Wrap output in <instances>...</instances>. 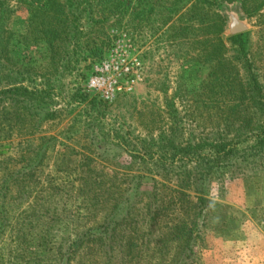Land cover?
Returning <instances> with one entry per match:
<instances>
[{
	"label": "rangeland",
	"instance_id": "rangeland-1",
	"mask_svg": "<svg viewBox=\"0 0 264 264\" xmlns=\"http://www.w3.org/2000/svg\"><path fill=\"white\" fill-rule=\"evenodd\" d=\"M5 5L1 74L22 71L42 93L0 96V264H177L189 230L186 264H264V220L247 201L264 176L206 181L198 220L190 164L232 138L239 116L259 120L247 60L264 99V0H96L81 6L96 18L64 16L66 38L47 0ZM231 13L250 25L242 44L228 38ZM118 43L138 54L143 78L109 101L88 84Z\"/></svg>",
	"mask_w": 264,
	"mask_h": 264
},
{
	"label": "trees",
	"instance_id": "trees-1",
	"mask_svg": "<svg viewBox=\"0 0 264 264\" xmlns=\"http://www.w3.org/2000/svg\"><path fill=\"white\" fill-rule=\"evenodd\" d=\"M6 0H0V78L8 79L10 82L6 84H2L0 90V96L5 97H14V99L22 101H26L28 98L32 99L35 103H37L38 99L40 98V94L42 93L37 87L32 88V91L29 90L28 86L25 85V80L23 78L22 71H17L16 73H3L1 74V68H5L7 71L5 60V49L9 41L12 39L11 33L8 31L7 22L11 17L14 10H11L8 5H5ZM25 1V0H20ZM60 0H47L49 7V14L53 17L54 21L50 22L53 23V27L55 22L58 21L61 26L60 33L62 38H66L65 36L69 35L72 32V27L70 22L73 20H69L64 16H74L77 19H80L83 15L87 18H93V11H89L87 14L86 8H81L83 5H90L91 1L96 0H70V5L65 3L60 4ZM35 15H40L41 10L35 9ZM86 14V15H85ZM96 18V14H94ZM74 36L76 34H73ZM72 36V34L70 35ZM230 41L238 42L242 44V34L233 35L228 37ZM15 39V36H13ZM247 60V59H246ZM248 67L250 69V82L249 87H251V91H256L258 93L252 94L250 100L252 101L251 105L255 108L256 111H253L254 116L258 115L259 120L254 121L252 126H248L247 124L249 121H252L253 117L247 114L243 116H239L234 122H231V127L235 129L236 134L232 138H227L222 134L219 136L218 139L213 140L212 144L206 143L209 146V152L206 154H198L196 158L193 159L190 164H193V171H192V184L197 185L196 188H193L195 193L199 196L196 200V205L198 209L197 218L198 220L201 217L202 212L207 210V204L209 203L208 198L205 195L203 190V184L206 181H214L217 179L218 174L220 173H229L230 172V179H237V178H244V179H254L253 184L258 183L260 180L259 177H262V173H264V99L262 95V89L260 83L257 80L256 74L252 71L253 66L250 61L247 60ZM256 96H259L255 98ZM86 99V97H85ZM83 99L82 101H84ZM263 118V119H261ZM231 134V133H229ZM233 134V133H232ZM199 146H204V144H198L193 146L198 150ZM154 160V155L150 156ZM194 157V156H193ZM165 167V166H164ZM258 180V181H257ZM257 181V182H255ZM254 184V185H255ZM139 186V183H134V190ZM253 190V195L251 197L248 196V209L251 211V215L254 220L260 222L264 220V201L261 199L262 191L264 190V186L257 185ZM247 193L250 194V189H247ZM263 219V220H262ZM107 225H101L98 227L106 228ZM93 230H96L94 228ZM188 234V242L187 247L184 250L183 256L179 257L177 264H186L187 261H190V255L187 254L190 251L189 245L190 242L193 240L194 235L191 233ZM93 232V231H91ZM101 231L96 230V233L99 234ZM90 233V232H89ZM103 233V232H102ZM98 239L105 244V241L111 242L108 238H105L100 233ZM117 253H120L121 249L119 244L116 245ZM76 258V257H75ZM69 260H72V257H69ZM112 259H107L101 256L98 261L100 264H113L111 262ZM68 263V262H65Z\"/></svg>",
	"mask_w": 264,
	"mask_h": 264
},
{
	"label": "built area",
	"instance_id": "built-area-1",
	"mask_svg": "<svg viewBox=\"0 0 264 264\" xmlns=\"http://www.w3.org/2000/svg\"><path fill=\"white\" fill-rule=\"evenodd\" d=\"M120 43L110 48L109 57L96 68L99 76L88 84L109 101L119 93L131 92L143 78V65L138 54L128 44Z\"/></svg>",
	"mask_w": 264,
	"mask_h": 264
},
{
	"label": "water",
	"instance_id": "water-1",
	"mask_svg": "<svg viewBox=\"0 0 264 264\" xmlns=\"http://www.w3.org/2000/svg\"><path fill=\"white\" fill-rule=\"evenodd\" d=\"M249 28L250 25L245 20H242L238 14H229V22L227 27V34L229 36L243 33L248 31Z\"/></svg>",
	"mask_w": 264,
	"mask_h": 264
},
{
	"label": "crops",
	"instance_id": "crops-1",
	"mask_svg": "<svg viewBox=\"0 0 264 264\" xmlns=\"http://www.w3.org/2000/svg\"><path fill=\"white\" fill-rule=\"evenodd\" d=\"M246 32V31H245ZM244 33V32H243ZM240 34H242V33H240ZM236 35H238V34H236ZM233 36V35H232Z\"/></svg>",
	"mask_w": 264,
	"mask_h": 264
}]
</instances>
